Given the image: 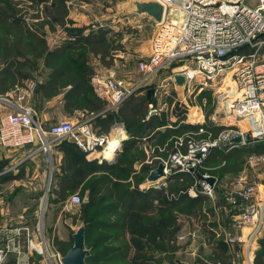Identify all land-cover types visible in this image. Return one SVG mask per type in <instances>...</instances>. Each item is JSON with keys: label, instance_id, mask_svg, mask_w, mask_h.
I'll use <instances>...</instances> for the list:
<instances>
[{"label": "built area", "instance_id": "built-area-1", "mask_svg": "<svg viewBox=\"0 0 264 264\" xmlns=\"http://www.w3.org/2000/svg\"><path fill=\"white\" fill-rule=\"evenodd\" d=\"M147 2H155L162 7V18L160 22H155L157 29L151 41L150 55L137 61L136 71L140 74V81L131 82L110 74L94 81V93L106 103L107 109L116 110L128 99L138 95L163 69L176 65L166 81L174 87H180L185 99L195 100L204 91L217 95L221 100V109L209 118V124L219 129L216 136L205 125L204 99L200 107L192 106L188 110L187 120H174L179 125L190 124L196 129L176 136L165 159H146V166L157 167L162 163L164 176L155 182H146L140 190L144 193L153 191L168 201H176L180 194H186L189 198L202 195L212 203L220 198L231 230L221 231L218 236L231 254V264H255L254 246L264 234V152L247 156L245 163L248 167L222 185L216 179L213 185L198 181L196 173L203 179L211 177L201 170L212 148L228 152L264 142V0ZM176 76L183 78L181 86L176 84ZM229 81L233 85L232 92ZM33 86L31 83L28 88ZM149 90H153L155 103L151 102L147 106L145 121L173 109L168 108L165 102L161 103L156 90ZM149 90L145 89V92ZM23 94L26 97L31 93L24 90ZM185 99L180 104L188 107L187 102L184 103ZM14 109L0 118V152L34 147L47 153L50 150L47 136L53 140H67L89 162L112 163L120 151V138L99 134L92 123L93 114L77 123L66 119L57 120L44 131L33 120L35 113L30 106H15ZM192 109L196 113L191 114ZM235 138H240V141L235 143ZM112 141H116L117 145L111 150V159H107L105 153ZM197 153H200L199 158L195 156ZM177 168V171L171 172V169ZM191 169L193 172H190ZM171 175H175V178L171 179ZM184 176H188L193 184L185 191L171 193L170 185L178 178L182 181ZM50 180L51 177L44 200L49 192ZM67 202V205L78 207L80 200L77 195H72ZM39 210L36 219L40 230L42 201ZM20 220L23 223L24 217H20ZM22 230L29 232L26 226L16 228L12 231L14 239L10 238L9 242L17 256L25 250L26 254L33 253L43 259L53 257L54 254L50 255L41 238L38 242L27 235L23 248H20ZM188 236L193 238L195 234L192 232ZM184 240V235L176 238L178 244ZM2 256L0 251V264L4 259ZM54 256L55 264H62V258Z\"/></svg>", "mask_w": 264, "mask_h": 264}, {"label": "trees", "instance_id": "trees-1", "mask_svg": "<svg viewBox=\"0 0 264 264\" xmlns=\"http://www.w3.org/2000/svg\"><path fill=\"white\" fill-rule=\"evenodd\" d=\"M29 1L35 4L33 7L39 3L37 0ZM67 1L71 0H45V18L28 23L26 14L22 15L18 8L20 1L0 0V93L22 89L24 82L31 78L29 74L36 68L37 62L42 61L49 71L46 81L38 86L44 98L51 99L61 94L64 111L71 116L77 112L86 115L102 112L93 124L99 134H107L114 123H123L129 135L141 137L145 123L141 122L140 113L146 97L135 104L131 101L134 97H131L115 113L104 111L103 102L90 85L94 71L88 65L86 55L100 56L102 63L111 65V56L121 46L108 40L107 32L98 28L85 34V28L72 27L67 20ZM39 18L35 14L32 20ZM59 27L67 37L57 47L49 49L46 30L53 32ZM105 58L109 61L105 62ZM162 126L166 124L158 122L154 128ZM181 128V132L191 129L190 126ZM175 131L178 132V129ZM216 131L212 132L217 134ZM130 151L122 150L113 163L99 164L86 161L84 155L70 143L62 151L59 173L53 177L56 189L50 202L58 203L87 187L88 202L81 211L85 242L90 253L86 264H178L175 255L177 247L173 242L177 226L172 212L181 210L180 213H184L189 209H184L186 203L188 206L203 204L207 208L209 199L202 195L189 198L180 194L176 201H168L157 193L149 191L143 194L130 189L129 178L139 183L146 175L145 165H142L137 173L139 177L132 176L136 171L134 165L143 161V154L138 149L135 153ZM263 152L264 142L228 152L212 148L204 164L219 161L224 167L223 173L231 169L238 173L237 166L231 168L232 161L244 162L250 154ZM179 179L170 185L171 193L185 191L192 183L188 176H184L182 181ZM155 201L157 204L153 203ZM185 214L191 215L192 212ZM221 242V238L216 239L214 245L221 248ZM263 257L264 245L257 253L255 264H262Z\"/></svg>", "mask_w": 264, "mask_h": 264}, {"label": "crops", "instance_id": "crops-1", "mask_svg": "<svg viewBox=\"0 0 264 264\" xmlns=\"http://www.w3.org/2000/svg\"><path fill=\"white\" fill-rule=\"evenodd\" d=\"M72 1H73L74 7L71 9H68V15H67V20L72 25V27H74V28H88V29H93V27L98 28V30H102L103 32H107L105 35H106L108 40H110L112 38L111 34L113 33V34L117 35L116 36L117 38L114 36V38H112L111 41L115 45H119V47L121 45L122 48H123V46L127 40V35H125L123 33V28L121 27L122 23H119L120 19L116 16L118 14V12H122V14L127 15L125 17L126 20H128L130 17H132L131 20H133V22H135V24L141 22V24L136 27L138 29V33H140L139 30H140L141 26H144V28H145V27H148L149 24H152L155 22L153 19L148 17L146 14L140 13L136 9L137 3H146L147 0H122L119 2L114 0L115 5H112L110 3L111 0H72ZM115 18H116V20H115ZM130 22H132V21H130ZM88 29L85 30V34L88 33V31H89ZM132 35H134V34H132ZM60 36H61V34L58 31H56V33H52V32L50 33L49 39L46 40L49 49H53L60 44V42L62 41V38H63ZM130 43H129L128 47L130 48L132 53H134V54L146 53V49L145 48L142 49L145 46L142 45L141 47L140 46L135 47L132 45L133 43L132 44H130ZM86 56H87V60H88V65L94 71V75L90 79V85L92 86V88H93V83L97 78L106 77L110 74L116 73V69L118 66L116 63V57H118L117 54H114L111 56L112 57V64L111 65H105L104 63H102L100 56H95V55L90 54V53L87 54ZM119 57L122 58V56H119ZM106 61H109V58H105V62ZM135 73L137 75H139L136 70H135ZM48 74H49V71L46 68H44L42 61H38L36 68L33 69L29 74L31 76V78H36L37 80H39V81H37L38 85L36 87L33 86V88L32 87L28 88L29 83H26V82L31 79V78H29L28 80H26L24 82V86H23L22 90L16 89L14 91H10L7 93H5V92L3 94L0 93V118L7 112L15 111V109H14L15 106H20V107L23 106L20 101L26 98V97H24V94H23L24 90L32 93V91L35 89V92L33 93L34 96L30 100L31 103H30V105L29 104L28 105L34 111L36 121H37L39 126L46 127V126L50 125L51 123H53L57 120H60V119H64V118L73 119L70 116L68 117V115L64 111L63 100H62L61 94H59L58 96H56L54 98L46 99L40 93L38 86L40 83H43L46 81ZM115 76L118 77L117 74H115ZM175 88H176L175 89L176 92H177V90L180 92L182 90L180 87H175ZM208 94H210V93L208 91H205L203 95H200L199 100L206 99L208 96H210ZM22 96L24 97L23 99H21ZM144 97H146L147 105H146V103L143 105L144 107L142 108V112L146 109L143 112V116L145 115V113L147 111V106L151 102L153 104L155 103L153 95L151 94L150 98L147 99V92H144L143 95H136V96H134V98H131V101L133 100L132 103L135 104L138 100H140L141 98H144ZM182 98H183V96H182ZM183 100H181V102H183ZM7 102H8V104H7ZM9 103H11V104L16 103L13 109L10 107ZM199 106H201V104H199ZM203 109H204L203 110V118H204V121L206 120L205 125H208L209 130H211V131L217 130L216 132L218 133L219 129H216L211 124H209V118L211 117L213 112L215 113V110H214L215 108L213 106V103L205 104ZM193 110H195V109H193ZM168 113L169 112L167 111V112L162 113L161 116H159V117L151 118V119H153V121H151V123L149 122V120L145 121L144 118L141 119V122L145 123V126H144L145 128H143V133H142L141 137L131 136L127 132H124L120 126H115V124L111 127L112 129L111 128L109 129V132L107 134H103V135H108L110 137H116V136H118V133H119L120 137H118V138H120L119 139V140H121L120 142L127 146V147H125V149H131L132 151H130V152H132V153H134V151L136 149H138V151L142 152L143 161L137 162L134 165V168L138 171L140 169V167L144 164L146 159H148V158L149 159L150 158L163 159L166 155H168V152L170 151V149L173 145L174 138L176 136H179L180 133L186 134L189 132H193L196 129V127H194L190 124L179 125L178 121L177 122L172 121L171 119L169 121L167 120V122L165 123L166 126L154 128L157 126V123L159 121H161L163 118H164V120H165V118H167ZM81 116L82 115H80V118H81L80 121H83L88 117L87 115L82 116V117ZM92 123L94 124V121H92ZM181 126H183V127L190 126L191 129L190 130H183V132H181V130H182ZM177 129H178V132L175 131ZM114 131H116L117 133H115ZM212 134H213V136H216V134L214 132ZM54 146H56V145H53L52 147H54ZM50 152H51V147H50V151H49V153H47V155H45V152L42 153L40 150H35L34 147H25V148L15 150V151L0 152V159L2 157H4L6 159H9L11 162L10 166H9L10 168L7 167L9 169L6 168L2 172H0V251H2V254H3L2 257H4L2 264H51L50 262L47 261V259H43L41 257H38L37 255H35L33 253L26 254L25 250H23V252L21 253L20 256H17V254L13 251V249H11V246H9L10 237H8V235H6V232H4L1 229L2 227L4 228V226H6V224L9 221L13 222L16 225L15 227L18 229L22 228V226H26V228L28 229L29 232L28 233L23 232V230L20 231V236H19L20 248H23L24 240H25V237L27 235L30 237H34V238H36L37 235H39V239L41 236H43L44 239L47 241V239L45 237L44 226H43V228H41V226L39 225L40 230L37 226V219H36V215L38 213L36 211L37 205L33 206L31 209H29L27 207L26 208L23 207L22 211L19 212L20 214L15 215V216H11L9 211L6 210L4 203L2 204V199H4V195H3L4 188H14V189H16L15 191H18L20 188L33 186V188H32L33 190H41L45 185H46L45 187H47L49 177H51L50 183H52V181H54L53 180L54 178L52 179V176L49 174L52 173V171L55 173H57L59 171L63 155L60 153H55V157H54L53 154H51ZM48 162H50V164H51L50 169L47 165ZM155 167L156 166L151 167V166L145 165L144 169H146V175L144 177L147 178L148 174L152 170H154ZM146 178H144V180H142V182H141V184L143 183L142 186L147 182ZM130 180H131V178H129L128 181H130ZM139 184L134 185L132 183L131 188L134 190H135V188L140 189ZM141 193L147 194L144 192H141ZM150 193H154V192L150 191ZM35 202H37V200ZM52 204H54V203H52ZM54 205H56V203ZM222 205L223 204L221 203L220 200H218L215 203H212L209 200V204L207 205V208H205L206 210L208 209L207 212L210 213V215H208L209 217L213 214L212 210L215 212V214L212 216H215L214 221L216 220L217 229H218L219 233L221 231L231 230L229 218L224 213ZM22 216L24 217L23 223L20 220V217H22ZM43 218H44L43 225L44 224H45V226L47 225V227H48L47 231L49 232L52 228V219L49 216V214L47 216L46 215L43 216ZM56 221L58 222V220H56ZM37 232H38V234H37ZM11 234L13 237L14 233L12 231H11ZM71 237H72V233L70 234V237H68L67 235H65L64 233L61 232L60 228H58V230L56 232V238L58 241H62L63 243H68L71 240ZM217 239H219V238L217 237ZM212 241L213 242H211V244L214 247L216 239L215 240L212 239ZM262 245H264V234L257 241L256 245L254 246V248H255V259H256L257 253L261 249ZM221 249L223 250V253L225 254L224 256H222L224 258L223 260L224 261L228 260V262L231 263L232 262L230 260L231 254H230L229 250L227 249V247L222 242H221ZM177 253L178 252L176 251L175 255H177ZM215 254H216L214 256L215 259L213 258L214 261L219 260L217 262V264H221V262H220V259L222 260V258H220L221 255L218 254L217 251H215ZM161 256H162V253H161ZM161 256H157V257H161ZM176 261L178 262V264H186L184 262L182 263L179 260H176ZM262 261L264 262V257H263ZM262 264H264V263H262Z\"/></svg>", "mask_w": 264, "mask_h": 264}, {"label": "rangeland", "instance_id": "rangeland-1", "mask_svg": "<svg viewBox=\"0 0 264 264\" xmlns=\"http://www.w3.org/2000/svg\"><path fill=\"white\" fill-rule=\"evenodd\" d=\"M13 1L14 2L20 1V5L18 8L21 9L22 15L26 14L25 20L28 23L29 22L36 23V22H39L40 20L43 19L44 15H45V6L47 5V2H45V0H37V1H39V3L35 7H33L35 4L32 5L33 3L30 2L29 0H13ZM71 1H67L65 3V5L68 9H71L74 7L73 1L72 2ZM115 1L119 2L122 0H115ZM110 3L112 5H115L114 0H111ZM35 14L39 15L40 18L37 20H32V17ZM116 16L120 19L119 23H122L121 27L123 28V33L125 35H127V40H126L123 48L121 47V49L118 50L119 52L117 51L115 53L118 56V57H116V63L118 66L116 69V73L115 72L114 73L117 74L118 78H120V79L131 81V82H137L140 80L141 77H140L139 73H138L139 75H137L135 73L136 63L138 60L145 59L146 57H148L150 55V53H151V41H152V38L155 34L157 27L155 25V22L152 24H149L148 27H145V28H144V26H141V28L139 30L140 33H138V29L136 27L138 25H140L141 22L135 24V22H133V20H131L132 17H130L128 20H126L125 17L127 15L122 14V12H118V14ZM115 20H116V18H115ZM130 21H132V22H130ZM86 29H88V28H85V30ZM96 29L97 28L93 27V29H88V30L89 31L90 30L95 31ZM56 31L60 32V34H61L60 37H63L62 39H65L67 37L66 32L62 28L59 27V29H56L52 33H56ZM50 33H51L50 31L46 30V40L49 39ZM132 34H134L136 37ZM114 36L116 37L117 35L112 33L111 37L114 38ZM129 43L130 44L133 43L132 45L135 47H139V46L141 47L142 45L145 46L142 49L145 48L146 53H139V54L132 53V51L128 47ZM119 56H122V58ZM174 67H176V65L167 66L153 80L148 82V84H146V86L144 88H142L138 93V95H143V93L145 92V89L146 90L154 89L160 95L161 103L163 101L166 103V106H168V108H173L171 111L168 110L169 113L167 115V118H165V120L163 118L161 120L162 123H166L167 120L169 121L170 119L172 121H174L177 118H184L187 120V114H189L188 110L192 106L200 107L199 104H201L204 100V99L199 100V97H200V95H203L205 91L201 92V94L195 100L185 99L184 93L182 90H181V92L178 90L176 92V90H175L176 88L172 84H170L169 81H166V78L171 74V70ZM37 81H39V80H37L36 78H31L26 83H29L28 85L33 83L34 86L36 87L38 85ZM229 86H230V89L232 92L233 91V85L231 84V81H229ZM19 90H22V89H19ZM34 92H35V89L32 91V93L29 96H26L25 99L20 101L23 106H26L28 104L30 105V103H31L30 100L33 98ZM208 95H210V96H208L205 99L206 104L207 103H213V106L215 108L214 109L215 112L217 110L220 111L221 108L219 106V103L221 102V100L218 99L217 95L213 94L212 92ZM182 96L185 99L184 103L187 102L188 107L183 106V104H180L181 100L183 99ZM102 102H103V106H104V111H110L109 109H107L106 103L104 101H102ZM7 104H8V102H7ZM15 104L16 103L10 104V107L13 109ZM120 108H121V106L116 110L113 109L111 112L115 113V112L119 111ZM143 112L140 113L141 114L140 117H142V119L145 118L144 117L145 115L143 116ZM101 113L102 112H100L99 114H93V116H92L93 121H95L97 115H100ZM190 113L194 114V113H196V111H193V109H192V111ZM80 115L86 116V114H84V113L77 112L72 116L68 115V117L70 116L73 119H70V118H64V119L71 121L73 123H77V122H80V119H81ZM195 115L197 116V114H195ZM87 116H89V115H87ZM161 121H159V123H161ZM55 122H53V123H55ZM53 123H51L50 125H48L46 127H42V129L44 131H47ZM114 124H115V126H120L124 132H127L123 123H118V124L114 123ZM242 124H243L242 126H244V128H246L245 124L244 123H242ZM114 132L117 133L116 131H114ZM180 135H182V134L180 133ZM118 137H120L119 133H118ZM46 141L49 144V148L51 147L50 153L53 154L54 157H55V153L62 154V151L65 150L70 145V143L67 140H62V139L53 140L48 136L46 137ZM36 145L39 146V144H36ZM53 145H56V146L52 147ZM120 145H121V147H120L119 153L122 152V150H124L125 147H127L125 144H122V143ZM41 152L44 153V151H41ZM135 152L136 151H134V153ZM47 153H49V152H47ZM47 153H45V155H47ZM83 157L87 161L86 157L85 156H83ZM166 157H167V155L163 159H165ZM115 160H116V158H115ZM245 161H246V158H244V162L242 160L232 161L231 168L237 166L238 169L240 170L238 173L232 172L233 171L232 169L226 174L223 173L224 167H222L223 166L222 164H219V161H216V162L211 163V164H204L201 172L202 171L206 172L211 177L217 179V181L222 185L223 183H225L226 181H228L232 177H235L236 175H238L240 172H242L243 170H245L248 167L246 165ZM50 162H48V164H47L49 169L51 168ZM139 171L138 172H137V170L134 171L132 173V176L135 175L136 177H139L140 174H137V173H139ZM57 173H59V171ZM233 173H235V174H233ZM55 174L56 173L52 171V173H50L49 175H51L52 179H53V177L56 176ZM173 177H175V175ZM144 178H146V177H144ZM53 180L54 181H52V183H50V185H49V192H48L45 200H44V194H45V190H46V187H45L46 185L41 190H33L32 189L33 186L20 188L18 191H15L16 189H14V188H4V191H3L4 199H2V204L4 203L6 210L9 211L11 216H15V215L20 214L19 212L22 211L23 207L24 208L27 207V208L31 209L33 206H36V205H37L36 211H39V213H40V210H39L40 207L39 206H40L41 201H42L41 214H42V216H45V215L47 216L49 214V216L52 219V228H51V230L49 229L50 230L49 232L47 231L48 227H47V225L45 226V224L43 225V222H44V218H43V220H41L40 225H41V228H43V226H44L45 237H46L47 241L44 239L43 236H41L40 238L43 239V241L47 245L50 255H53V254L59 255L60 258H62L67 253L68 249H70L72 247L73 240L71 237V240L68 243H63L62 241H58L56 238V232H57L58 228H60L62 233H64L68 237H70L71 233L73 235L78 230L79 227L84 226V221L82 219L81 211H82V207L88 202V192L86 189L87 187L84 186V187H82V189H80L79 192H75L73 194H70L64 200H62V201L59 200V202L56 203V205H54L50 202L51 199H54V193H55L54 190L56 189V187L54 185L56 180L55 179H53ZM136 182L137 181H135V179L134 180L131 179L130 181H128L129 188L132 189L131 188L132 183L134 185H137L139 183L141 184L142 180L139 181V183H136ZM140 184H139V188L142 187L143 183L141 185ZM192 184L193 183H191V185ZM135 190L139 193L142 192L140 189H137V188H135ZM219 191H220V188H218V192ZM147 192L149 193V191H147ZM72 195H77L79 197L80 203H79L78 207H74L73 205L72 206L67 205L68 204L67 201ZM219 196L221 197L220 192H219ZM219 199L220 198H218V200ZM36 200H37V202H35ZM153 203L157 204V201H155ZM65 205H67V206H65ZM183 207L186 210L189 208L187 211L188 212L191 211L192 214L191 215L185 214V212H187V211H184V213H180L181 210H176V211L172 212L173 216L175 217V223L177 226L176 227L177 230H176L174 238H173V242L175 243V246L177 247V252H178L176 255V260H179L182 263L184 262L186 264H217V262L219 260L217 259L218 261H214V259H215L214 256L216 255L215 251H217L218 254L221 255L220 258H222V260L219 258L221 264H228L229 263L228 260L227 261L223 260L224 258L222 256L225 255L223 253V250L219 247L217 248L216 246L213 247V245L211 244V242H213V241H211L212 239L215 240V239H217V237L219 238V236H218L219 231L217 229L216 220L214 221L215 216H212L215 214V212L212 210L213 214L209 217L208 215H210V213L207 212V210L205 209L203 204H200V205L194 204V205L188 206V203H186ZM198 208H200L199 211H198ZM56 220H58V222ZM15 226L16 225L13 222L9 221L6 224V226H4V228L2 227L1 229L4 232H6V235H8V237L14 239V237H12L11 231H14V229L16 228ZM190 232L191 233L193 232L195 234V237L192 238L191 236H188L190 234ZM37 234H38V232H37ZM180 235H184L185 240L181 241L180 244H178L176 241V238H177V236H180ZM37 237H36V239L38 241L39 235H37ZM87 247L88 246L85 242V248L88 250ZM54 255H53V257H50L49 259H47V261L50 262L51 264L56 263V257ZM230 260H232V259H230ZM262 263H263V261H262ZM229 264H231V263H229Z\"/></svg>", "mask_w": 264, "mask_h": 264}, {"label": "water", "instance_id": "water-1", "mask_svg": "<svg viewBox=\"0 0 264 264\" xmlns=\"http://www.w3.org/2000/svg\"><path fill=\"white\" fill-rule=\"evenodd\" d=\"M136 9L140 13L146 14L148 17L153 19L155 22H160L162 18V7L155 2H146V3H137ZM176 84L181 86L183 84V78L180 76L175 77ZM153 93V90H149L147 92V99L150 98V95ZM33 120L36 122V118L34 117ZM248 139V136H246ZM235 143L240 141V138H235L233 140ZM196 158L200 157V153H197ZM10 160L2 157L0 159V172L5 170L7 167L10 166ZM164 165L159 163L157 167L152 170L147 178L146 181L149 183L157 181L159 178L164 176ZM177 169H171V172L177 171ZM190 172H193L191 169ZM196 178L198 181H206L210 185H213L215 182V178L210 177L208 179H203V177L196 173ZM73 245L67 251V253L62 257L61 263L62 264H86V259L89 257L90 253L85 248V229L84 227H79L78 230L72 235Z\"/></svg>", "mask_w": 264, "mask_h": 264}, {"label": "bare ground", "instance_id": "bare-ground-1", "mask_svg": "<svg viewBox=\"0 0 264 264\" xmlns=\"http://www.w3.org/2000/svg\"><path fill=\"white\" fill-rule=\"evenodd\" d=\"M116 145H117V142H116V141H112V142L109 143L108 149H107V151H106V153H105V157H106L107 159H111V157H112V152H111V150H112L113 147H116ZM173 176H174V175H171V179H174V178H175V177H173Z\"/></svg>", "mask_w": 264, "mask_h": 264}]
</instances>
